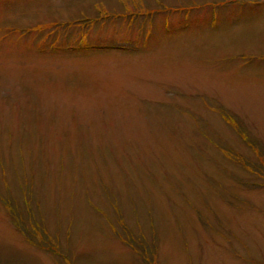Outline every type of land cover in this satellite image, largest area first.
Here are the masks:
<instances>
[{"label":"rangeland","instance_id":"374dc122","mask_svg":"<svg viewBox=\"0 0 264 264\" xmlns=\"http://www.w3.org/2000/svg\"><path fill=\"white\" fill-rule=\"evenodd\" d=\"M0 264H264V0H0Z\"/></svg>","mask_w":264,"mask_h":264}]
</instances>
